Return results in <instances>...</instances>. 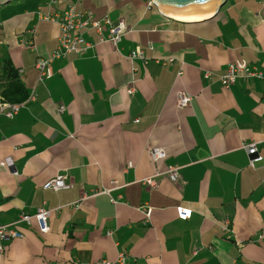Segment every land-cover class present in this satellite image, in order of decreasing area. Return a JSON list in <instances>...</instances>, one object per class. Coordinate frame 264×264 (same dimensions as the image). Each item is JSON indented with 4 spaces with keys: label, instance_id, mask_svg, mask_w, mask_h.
Segmentation results:
<instances>
[{
    "label": "crops",
    "instance_id": "obj_1",
    "mask_svg": "<svg viewBox=\"0 0 264 264\" xmlns=\"http://www.w3.org/2000/svg\"><path fill=\"white\" fill-rule=\"evenodd\" d=\"M18 1L0 9V53L33 98L0 115V160L12 161L0 165V225L22 233L0 240V264H85L119 252L131 264H264V79L219 80L231 62L264 76V0H226L198 20L149 0ZM70 6L122 20L125 32L114 46L84 28L91 46L53 58L51 76L37 80L35 63L58 46ZM135 49L142 58L129 56ZM181 90L192 99L180 108ZM251 142L254 167L243 148ZM152 147L165 157L152 159ZM58 174L69 187L45 189ZM177 205L191 217L179 219ZM39 207L50 210L47 233L19 220Z\"/></svg>",
    "mask_w": 264,
    "mask_h": 264
},
{
    "label": "built area",
    "instance_id": "obj_2",
    "mask_svg": "<svg viewBox=\"0 0 264 264\" xmlns=\"http://www.w3.org/2000/svg\"><path fill=\"white\" fill-rule=\"evenodd\" d=\"M153 2L151 1L150 4ZM39 17L42 19L50 20L53 19L49 13L39 12ZM103 25L106 26L107 32L104 33ZM59 27L60 34L58 37V46L51 52V55L46 58H38L35 67L37 69V80H43L51 76V61L53 58H58L66 55L67 53H75L80 55L84 53L90 46L91 43L86 41L82 35V30L84 28H93L98 34L99 42L109 41L112 45L116 46L121 35L125 32L126 25L122 20L115 22L110 21L107 18L103 19H93V13L90 10L77 12L72 6L65 9L61 16L59 17ZM2 39L0 37V44ZM129 56L134 57H143V51L141 49H135L132 51ZM208 76V73L205 74ZM252 78L257 77L264 79L263 74L255 68L248 67L241 62H231L227 65L225 71L220 75L219 80L224 87H229L232 85L238 78ZM33 98L32 94H29L28 98L22 102H10L5 101L0 96V115L11 118L14 116L18 110L30 99ZM192 96L186 91H178L176 94V103L178 107H186L189 105ZM60 110H63V107H60ZM243 148L246 150L247 154L250 156L249 165L254 167L255 161L261 159L257 154L256 143H243ZM150 155L152 159H161L164 158L166 153L161 147H152L150 149ZM131 164V163H129ZM1 166L11 167L12 161L10 159L0 160ZM167 177L170 181L175 182L179 177V167L170 166L165 171ZM143 183L149 186L155 185V180L153 177H145ZM43 187L45 189L60 190L66 189L69 187V183L66 181V178L63 174H58L55 177L47 180ZM103 192H108L104 190ZM176 215L179 219L186 220L191 217L192 209L183 206L177 205L175 207ZM151 208L148 207L145 210V215L150 217ZM50 210L45 207H39L34 214L21 213L20 221L30 223L32 220L35 221L36 227L40 233H47L49 231V220ZM227 224V222H226ZM22 237V233L11 225H0V240H9L14 238ZM260 239H264V227L261 228ZM4 251L3 244L0 243V253ZM130 257L125 252H119L117 257L114 260H109L106 258L99 259L92 263L85 264H131Z\"/></svg>",
    "mask_w": 264,
    "mask_h": 264
},
{
    "label": "water",
    "instance_id": "obj_3",
    "mask_svg": "<svg viewBox=\"0 0 264 264\" xmlns=\"http://www.w3.org/2000/svg\"><path fill=\"white\" fill-rule=\"evenodd\" d=\"M10 0H0V4ZM165 15L198 16L217 12L226 0H149ZM169 15V16H170Z\"/></svg>",
    "mask_w": 264,
    "mask_h": 264
},
{
    "label": "trees",
    "instance_id": "obj_4",
    "mask_svg": "<svg viewBox=\"0 0 264 264\" xmlns=\"http://www.w3.org/2000/svg\"><path fill=\"white\" fill-rule=\"evenodd\" d=\"M0 96L1 98H3V100L10 102H22L25 101L29 96V91L24 86L18 73V67H15L13 65L9 57L7 58L5 56H2L1 53Z\"/></svg>",
    "mask_w": 264,
    "mask_h": 264
},
{
    "label": "bare ground",
    "instance_id": "obj_5",
    "mask_svg": "<svg viewBox=\"0 0 264 264\" xmlns=\"http://www.w3.org/2000/svg\"><path fill=\"white\" fill-rule=\"evenodd\" d=\"M168 15H170V14H168ZM209 15H211V14H200L198 16H174V15H170V16H172L174 18L181 19V20H198V19L205 18Z\"/></svg>",
    "mask_w": 264,
    "mask_h": 264
},
{
    "label": "rangeland",
    "instance_id": "obj_6",
    "mask_svg": "<svg viewBox=\"0 0 264 264\" xmlns=\"http://www.w3.org/2000/svg\"><path fill=\"white\" fill-rule=\"evenodd\" d=\"M15 1H17V0H12L11 2H9V3L6 4V5H1V6H0V9H1V8L11 9V8L13 7V4H14ZM19 1H24V0H19ZM19 1H18V2H19ZM229 1H230V0H229ZM229 1H227V2H229ZM227 2H226V4H227Z\"/></svg>",
    "mask_w": 264,
    "mask_h": 264
}]
</instances>
